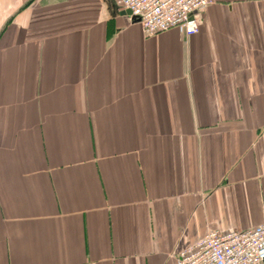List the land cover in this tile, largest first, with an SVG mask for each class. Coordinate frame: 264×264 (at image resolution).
<instances>
[{"label":"crops","instance_id":"crops-1","mask_svg":"<svg viewBox=\"0 0 264 264\" xmlns=\"http://www.w3.org/2000/svg\"><path fill=\"white\" fill-rule=\"evenodd\" d=\"M115 0H0V264H166L264 221V0L147 36Z\"/></svg>","mask_w":264,"mask_h":264},{"label":"built area","instance_id":"built-area-1","mask_svg":"<svg viewBox=\"0 0 264 264\" xmlns=\"http://www.w3.org/2000/svg\"><path fill=\"white\" fill-rule=\"evenodd\" d=\"M130 10L145 35L176 29L182 36L199 31L202 12L214 0H115ZM166 264H264V221L244 230H211L183 250L169 255Z\"/></svg>","mask_w":264,"mask_h":264},{"label":"water","instance_id":"water-1","mask_svg":"<svg viewBox=\"0 0 264 264\" xmlns=\"http://www.w3.org/2000/svg\"><path fill=\"white\" fill-rule=\"evenodd\" d=\"M125 14H126V15H130V10H126V11H125Z\"/></svg>","mask_w":264,"mask_h":264}]
</instances>
